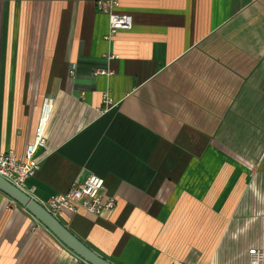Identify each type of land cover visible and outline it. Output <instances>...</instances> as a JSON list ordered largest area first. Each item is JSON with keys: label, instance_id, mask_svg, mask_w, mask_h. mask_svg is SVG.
Listing matches in <instances>:
<instances>
[{"label": "crops", "instance_id": "obj_1", "mask_svg": "<svg viewBox=\"0 0 264 264\" xmlns=\"http://www.w3.org/2000/svg\"><path fill=\"white\" fill-rule=\"evenodd\" d=\"M117 1L133 27L108 39L93 1L0 0V152L23 159L46 118L27 192L45 206L104 179L111 214L60 222L112 264H249L264 251V0ZM0 264L85 262L1 195Z\"/></svg>", "mask_w": 264, "mask_h": 264}, {"label": "built area", "instance_id": "obj_2", "mask_svg": "<svg viewBox=\"0 0 264 264\" xmlns=\"http://www.w3.org/2000/svg\"><path fill=\"white\" fill-rule=\"evenodd\" d=\"M88 1L95 2L98 9L102 13L108 15L110 19V32L108 39L113 38L122 30L132 29V18L130 16L119 15L116 13L117 8L119 7L117 0ZM96 75L103 76L111 74L99 70ZM105 104L110 108L113 106V101L107 98ZM46 123L47 119L42 118L37 129L36 139L34 143L27 148L23 159L20 160L14 151L0 152V177L32 198L33 196L27 192V181L34 177L40 169V162L37 158V153L40 148L45 147L44 126H46ZM104 190L105 180L96 176H91L84 183L75 184L69 192L52 196L45 206H43L52 216L58 219V221L65 213L77 214L80 210H84L87 213L98 217H104L111 214L117 206L116 198H105L103 196ZM1 195L3 194L0 192V196ZM249 256V264H264L263 250H250Z\"/></svg>", "mask_w": 264, "mask_h": 264}, {"label": "water", "instance_id": "obj_3", "mask_svg": "<svg viewBox=\"0 0 264 264\" xmlns=\"http://www.w3.org/2000/svg\"><path fill=\"white\" fill-rule=\"evenodd\" d=\"M0 192L14 201L22 209L27 211L31 217L49 230L65 248L73 252L82 261L88 264H112L104 260L93 250L86 246L71 231H69L58 219L52 216L42 204L26 193L20 191L8 181L0 177Z\"/></svg>", "mask_w": 264, "mask_h": 264}, {"label": "rangeland", "instance_id": "obj_4", "mask_svg": "<svg viewBox=\"0 0 264 264\" xmlns=\"http://www.w3.org/2000/svg\"><path fill=\"white\" fill-rule=\"evenodd\" d=\"M62 219L61 218H59V221H61Z\"/></svg>", "mask_w": 264, "mask_h": 264}]
</instances>
